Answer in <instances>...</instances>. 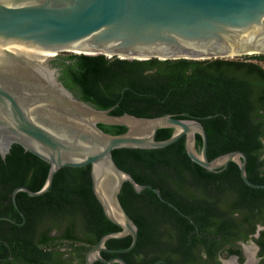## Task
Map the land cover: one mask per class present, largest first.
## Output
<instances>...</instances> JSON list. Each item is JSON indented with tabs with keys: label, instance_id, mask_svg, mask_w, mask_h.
Returning a JSON list of instances; mask_svg holds the SVG:
<instances>
[{
	"label": "trees",
	"instance_id": "1",
	"mask_svg": "<svg viewBox=\"0 0 264 264\" xmlns=\"http://www.w3.org/2000/svg\"><path fill=\"white\" fill-rule=\"evenodd\" d=\"M243 61L127 60L104 55L70 54L56 65L59 81L75 98L110 115L154 118L165 114L196 119L207 134V156L242 151L246 174L264 184V54ZM111 135L126 128L98 124ZM171 128L158 130L156 139H168ZM196 136V148H201ZM120 169L139 184H149L181 213L162 203L150 190L136 194L125 183L119 199L137 227L136 246L127 253H101L103 259L120 256L128 264H220V254L237 255L232 242L264 214V189L247 186L236 163L209 172L192 162L184 138L151 150L112 152ZM49 165L13 144L0 155V264H63L66 254L86 252L99 239L120 229L104 215L91 189L90 166L62 168L48 192L30 197L11 194L17 187L38 191ZM131 237L109 239L108 249H124ZM11 257V259H9ZM94 264H104L96 262ZM117 264V263H113Z\"/></svg>",
	"mask_w": 264,
	"mask_h": 264
},
{
	"label": "water",
	"instance_id": "2",
	"mask_svg": "<svg viewBox=\"0 0 264 264\" xmlns=\"http://www.w3.org/2000/svg\"><path fill=\"white\" fill-rule=\"evenodd\" d=\"M26 47L52 51L54 56L48 58V52ZM74 47L85 51L78 54L139 61L264 54V0H0V155L5 158L17 144L49 165L38 191L27 187L12 191V203L23 219L16 203L18 192L39 197L49 191L60 169L90 166L93 195L105 217L120 230L102 236L89 248L85 264H128L120 256L101 257L102 252L127 253L137 243V227L119 199L125 183L136 194L152 191L162 203L181 212L159 190L137 183L120 169L112 152L161 149L182 137L192 162L209 172H219L234 162L247 186L264 189V184L248 179L242 151L208 159L207 134L196 119L172 114L112 116V109L98 110L75 98L59 81L58 70L51 68V62L59 60L57 53ZM98 124L121 126L126 132L107 134ZM163 128L173 133L157 140ZM196 136L202 142L199 151ZM0 219L15 223L7 217ZM126 236L131 237L127 248L105 247L109 239Z\"/></svg>",
	"mask_w": 264,
	"mask_h": 264
},
{
	"label": "flooded vegetation",
	"instance_id": "3",
	"mask_svg": "<svg viewBox=\"0 0 264 264\" xmlns=\"http://www.w3.org/2000/svg\"><path fill=\"white\" fill-rule=\"evenodd\" d=\"M62 59L63 58H59V60L52 61L51 65L57 66L56 64L59 63ZM56 69L58 70L59 73L58 66ZM182 215L184 216V214ZM257 219L259 220L254 224L253 230L250 231V229H244L243 236L238 240L232 242V247L238 246L241 250L242 261H240V258L237 255H229V258L235 257L237 261L236 264H264V214H261L259 217H257ZM245 247H248L253 252V261L250 263L244 260L242 249H244ZM86 252L82 251L79 254L77 253L66 254L64 256L63 264H85L84 258ZM217 261L219 262L218 259ZM14 264H19V263H14Z\"/></svg>",
	"mask_w": 264,
	"mask_h": 264
},
{
	"label": "rangeland",
	"instance_id": "4",
	"mask_svg": "<svg viewBox=\"0 0 264 264\" xmlns=\"http://www.w3.org/2000/svg\"><path fill=\"white\" fill-rule=\"evenodd\" d=\"M70 54H76V53H72L70 51L69 52L65 51V52L57 53L56 56H58V58H65L66 56H68ZM76 55H78V54H76ZM254 55H258V54H253L252 56H254ZM247 56H250V55H247ZM224 59L243 61L245 58L243 56H241V57L224 58ZM208 60H212V59H208ZM254 62L260 64L262 66V68L264 69V63L263 62H259V61H254ZM51 68L56 69L57 66L52 65ZM263 143H264V140H263ZM236 247H238V246H233V248H236ZM242 252L244 255V260H246L249 263L253 261V252L248 247H245L244 249H242ZM217 259L219 260V262L221 264H230V263L236 264V262H237L235 257L229 258V256H226L225 253L220 254Z\"/></svg>",
	"mask_w": 264,
	"mask_h": 264
},
{
	"label": "bare ground",
	"instance_id": "5",
	"mask_svg": "<svg viewBox=\"0 0 264 264\" xmlns=\"http://www.w3.org/2000/svg\"><path fill=\"white\" fill-rule=\"evenodd\" d=\"M26 48H28V47H26ZM28 49H30V50H32V51L48 52V58L54 56V52H52V51H42V50H36V49H32V48H28ZM69 51H70V52L77 53V54H78V53L85 52L84 50H79V49H76L75 47L72 48V49H69ZM86 54H87V53H86Z\"/></svg>",
	"mask_w": 264,
	"mask_h": 264
}]
</instances>
